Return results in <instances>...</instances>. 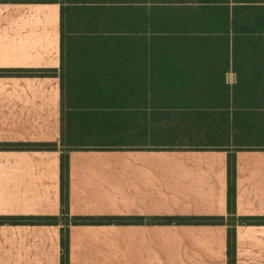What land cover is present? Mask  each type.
<instances>
[{
	"label": "crops",
	"instance_id": "crops-1",
	"mask_svg": "<svg viewBox=\"0 0 264 264\" xmlns=\"http://www.w3.org/2000/svg\"><path fill=\"white\" fill-rule=\"evenodd\" d=\"M59 66L60 6L0 3V71L57 73ZM236 82L235 73H226L230 100ZM59 140L58 77L0 75V145ZM240 144L234 152L231 138L148 140L69 152L70 217L141 218L142 223L69 226L68 264H227L230 153L235 156V217L264 218V149ZM60 156L59 148L0 149V217H60ZM164 217L225 222H153ZM234 231L235 264H264V225L236 224ZM60 252V226L0 225V264H60Z\"/></svg>",
	"mask_w": 264,
	"mask_h": 264
},
{
	"label": "trees",
	"instance_id": "trees-1",
	"mask_svg": "<svg viewBox=\"0 0 264 264\" xmlns=\"http://www.w3.org/2000/svg\"><path fill=\"white\" fill-rule=\"evenodd\" d=\"M0 3L60 6L59 71H0V75L31 77L55 74L59 79V143L4 144L0 149L52 152L59 148L60 217H0V225L60 226V264L69 262V226L142 223L141 218L70 217L69 152L120 149L148 140L207 143L220 138H231L234 152L247 142L264 149V6H259L264 0ZM228 72L235 73L237 80L231 100L225 84ZM114 138L122 144L111 145ZM234 198L235 156L230 153L227 264H235V225H264V218H236ZM153 222L200 226L225 221L164 217Z\"/></svg>",
	"mask_w": 264,
	"mask_h": 264
},
{
	"label": "rangeland",
	"instance_id": "rangeland-1",
	"mask_svg": "<svg viewBox=\"0 0 264 264\" xmlns=\"http://www.w3.org/2000/svg\"><path fill=\"white\" fill-rule=\"evenodd\" d=\"M0 1H6V0H0ZM7 1H10V0H7ZM111 140H113V142L114 143H112L111 145H120V144H122V143H120L121 142V140H119V139H117V138H114V139H111ZM156 141H158V140H156ZM147 142V141H146ZM108 144H110V143H108ZM128 144V143H127ZM129 144H136V143H129ZM145 144V143H144ZM147 145V144H146ZM149 145V144H148Z\"/></svg>",
	"mask_w": 264,
	"mask_h": 264
}]
</instances>
